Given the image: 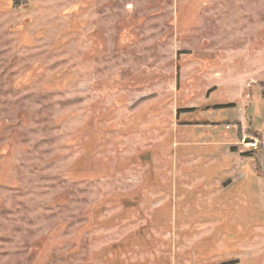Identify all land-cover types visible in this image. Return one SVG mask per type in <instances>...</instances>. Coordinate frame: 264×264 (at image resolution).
Instances as JSON below:
<instances>
[{"label":"rangeland","instance_id":"obj_1","mask_svg":"<svg viewBox=\"0 0 264 264\" xmlns=\"http://www.w3.org/2000/svg\"><path fill=\"white\" fill-rule=\"evenodd\" d=\"M262 83L264 0H0V264H264Z\"/></svg>","mask_w":264,"mask_h":264},{"label":"built area","instance_id":"obj_2","mask_svg":"<svg viewBox=\"0 0 264 264\" xmlns=\"http://www.w3.org/2000/svg\"><path fill=\"white\" fill-rule=\"evenodd\" d=\"M237 144L245 147L249 151H255L259 148L260 142L257 137L241 129V133L237 138Z\"/></svg>","mask_w":264,"mask_h":264},{"label":"trees","instance_id":"obj_3","mask_svg":"<svg viewBox=\"0 0 264 264\" xmlns=\"http://www.w3.org/2000/svg\"><path fill=\"white\" fill-rule=\"evenodd\" d=\"M260 89H261L262 95L264 96V83H262V84L260 85ZM188 111H190V110H188ZM249 132H250L253 136L258 137L259 139H261V137H262L261 134H260L259 132H257V131L249 130ZM240 133H241V128L239 127V128H238V134H240ZM255 153H257V151H256Z\"/></svg>","mask_w":264,"mask_h":264},{"label":"crops","instance_id":"obj_4","mask_svg":"<svg viewBox=\"0 0 264 264\" xmlns=\"http://www.w3.org/2000/svg\"><path fill=\"white\" fill-rule=\"evenodd\" d=\"M225 127H226V126H225ZM259 131H260V130H259ZM259 131H258V132H259ZM259 133L261 134V132H259ZM261 136H262V135H261ZM263 137H264V135H263Z\"/></svg>","mask_w":264,"mask_h":264}]
</instances>
